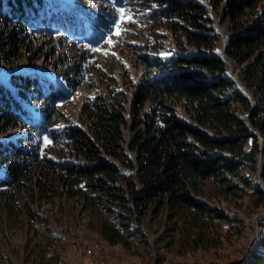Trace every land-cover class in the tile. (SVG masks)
Returning a JSON list of instances; mask_svg holds the SVG:
<instances>
[{
	"label": "trees",
	"instance_id": "obj_1",
	"mask_svg": "<svg viewBox=\"0 0 264 264\" xmlns=\"http://www.w3.org/2000/svg\"><path fill=\"white\" fill-rule=\"evenodd\" d=\"M117 7L131 17L120 35ZM215 12L231 37L225 58ZM58 52L51 64L64 85L14 68L0 81V231L31 216L34 264H51L61 239L35 202L60 217L84 212L127 248L147 240L150 212L163 213L183 250L223 240L237 217L222 200L264 207L254 177L264 179V0H0V68ZM82 77L103 87L66 122L67 92ZM245 264H264V239Z\"/></svg>",
	"mask_w": 264,
	"mask_h": 264
},
{
	"label": "rangeland",
	"instance_id": "obj_2",
	"mask_svg": "<svg viewBox=\"0 0 264 264\" xmlns=\"http://www.w3.org/2000/svg\"><path fill=\"white\" fill-rule=\"evenodd\" d=\"M154 6L157 7V4H154ZM221 15V12H215L214 17L217 30L221 35L217 49L225 58V41L229 37V31L227 21H223ZM115 39H111L107 50L114 51ZM80 44L77 45V48L82 50L84 46H82V43ZM166 45H172L169 36ZM63 48V51H68L66 48H69V45H64ZM88 51H91L90 53L94 55L95 52L97 53L100 50L96 51L94 48H90ZM89 52L86 53L89 55L88 60H91L94 56ZM60 54L61 52L56 53L55 56H52V59L42 57L35 63H28L25 59L22 64L16 67L0 68V81L5 82L7 72L14 68L17 70L39 71L52 76L53 79L55 78L64 85L63 78L53 70L51 64V61L59 58ZM99 59H101L100 56ZM100 63L97 62L96 64L100 67L105 65L103 62ZM230 69L232 74L237 76L239 69L232 65ZM94 70L89 71L90 75ZM120 71L119 68L114 69L118 79L121 78ZM133 75L138 79L141 77V71L135 70ZM88 79L82 77L81 82L74 89L68 90L66 98L68 97L69 102L62 107L63 115H65L63 120L66 122L73 120L78 122L84 102L94 92L96 93L103 87L98 85L95 89H90L87 86ZM129 92L132 95L133 89ZM44 144L45 139L42 141V145ZM254 177L264 187L261 171L256 173ZM222 201L224 204L231 205L237 220L231 226L225 225L226 236L217 246L196 250H183L180 244L170 242L172 231L170 230V224L165 222L163 213L155 215L154 212H150L148 223L144 225L147 240L135 238L131 246L127 248L121 243H110L99 230L90 228L88 217L84 212L79 210L70 211L66 207V213H63L60 217L50 209V204L46 202H42V205L40 202H35L32 205L37 211L44 212L54 220L51 226L61 238L58 245L59 252H57V257L52 260L51 264H92L95 261L103 262V264H245L252 251L264 239V207H255L249 196ZM7 219L2 226L3 228H1L2 231H0V250L4 253V255L0 253V264H34L30 249H27L26 244L28 237L33 234L28 227L29 224H34L31 222V216L26 215L23 220L17 219L16 221L10 218ZM255 231L259 232L258 240L255 244H252Z\"/></svg>",
	"mask_w": 264,
	"mask_h": 264
},
{
	"label": "snow or ice",
	"instance_id": "obj_3",
	"mask_svg": "<svg viewBox=\"0 0 264 264\" xmlns=\"http://www.w3.org/2000/svg\"><path fill=\"white\" fill-rule=\"evenodd\" d=\"M112 3H113V6H116L118 3H119V0H112ZM116 11H117V13L120 15V21H117L116 22V24H117V29H116V31H115V35H120L121 34V31H120V29H119V22H121V21H123V20H125V19H128V20H130L131 19V17L130 16H127V17H125V10L123 9V8H120V7H117L116 8ZM94 50H99V49H94Z\"/></svg>",
	"mask_w": 264,
	"mask_h": 264
},
{
	"label": "bare ground",
	"instance_id": "obj_4",
	"mask_svg": "<svg viewBox=\"0 0 264 264\" xmlns=\"http://www.w3.org/2000/svg\"><path fill=\"white\" fill-rule=\"evenodd\" d=\"M258 235H259V232L255 231L254 233V237H253V240H252V244H255L258 240Z\"/></svg>",
	"mask_w": 264,
	"mask_h": 264
},
{
	"label": "water",
	"instance_id": "obj_5",
	"mask_svg": "<svg viewBox=\"0 0 264 264\" xmlns=\"http://www.w3.org/2000/svg\"><path fill=\"white\" fill-rule=\"evenodd\" d=\"M230 36L229 37H227V39H226V41H225V49L227 48V44H228V42H229V40H230ZM254 246V245H253Z\"/></svg>",
	"mask_w": 264,
	"mask_h": 264
},
{
	"label": "built area",
	"instance_id": "obj_6",
	"mask_svg": "<svg viewBox=\"0 0 264 264\" xmlns=\"http://www.w3.org/2000/svg\"><path fill=\"white\" fill-rule=\"evenodd\" d=\"M92 264H103V262L95 261V262H92Z\"/></svg>",
	"mask_w": 264,
	"mask_h": 264
}]
</instances>
